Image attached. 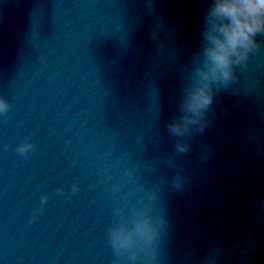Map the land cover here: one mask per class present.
<instances>
[{
    "label": "water",
    "instance_id": "water-1",
    "mask_svg": "<svg viewBox=\"0 0 264 264\" xmlns=\"http://www.w3.org/2000/svg\"><path fill=\"white\" fill-rule=\"evenodd\" d=\"M206 6L0 0V264H264V52L215 95L211 125L175 158L182 190L157 182L175 174L166 163L136 167L174 152L166 123ZM25 141L34 149L21 155ZM143 204L162 211L169 235L155 256L117 257L114 212Z\"/></svg>",
    "mask_w": 264,
    "mask_h": 264
},
{
    "label": "clouds",
    "instance_id": "clouds-1",
    "mask_svg": "<svg viewBox=\"0 0 264 264\" xmlns=\"http://www.w3.org/2000/svg\"><path fill=\"white\" fill-rule=\"evenodd\" d=\"M260 52H264V0H207L200 26V46L193 53L195 62L183 84L178 110L166 123L167 132L174 140V152L155 162H138L136 167L154 172L156 163H166L175 174L171 178L158 177L157 182L182 190L181 166L175 158L187 153L196 134L211 125L215 95L230 89L239 79L238 70L243 72L251 56ZM8 109V102L0 98V114L6 115ZM150 139L159 143L155 136ZM33 149L34 145L25 141L16 151L24 155ZM71 191H77L75 184ZM57 192L64 195L63 189ZM149 195L160 200L158 192ZM46 200L42 195L41 204ZM114 216V223L107 229L108 241L117 257L129 261H135L145 249H151L155 256L171 228L162 211L150 204H143L127 217L121 210H116Z\"/></svg>",
    "mask_w": 264,
    "mask_h": 264
}]
</instances>
